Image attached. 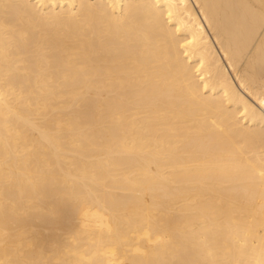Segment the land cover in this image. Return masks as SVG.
<instances>
[{
  "label": "bare ground",
  "instance_id": "obj_1",
  "mask_svg": "<svg viewBox=\"0 0 264 264\" xmlns=\"http://www.w3.org/2000/svg\"><path fill=\"white\" fill-rule=\"evenodd\" d=\"M0 264H264V0H0Z\"/></svg>",
  "mask_w": 264,
  "mask_h": 264
}]
</instances>
